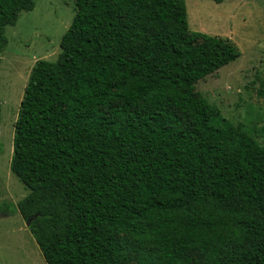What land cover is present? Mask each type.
<instances>
[{
  "label": "trees",
  "instance_id": "trees-1",
  "mask_svg": "<svg viewBox=\"0 0 264 264\" xmlns=\"http://www.w3.org/2000/svg\"><path fill=\"white\" fill-rule=\"evenodd\" d=\"M34 6L0 0V51ZM74 11L30 71L10 160L28 194L0 214L30 221L45 264H264V148L195 92L237 48L189 33L184 0Z\"/></svg>",
  "mask_w": 264,
  "mask_h": 264
},
{
  "label": "rangeland",
  "instance_id": "rangeland-1",
  "mask_svg": "<svg viewBox=\"0 0 264 264\" xmlns=\"http://www.w3.org/2000/svg\"><path fill=\"white\" fill-rule=\"evenodd\" d=\"M7 27L0 51V206H15L28 191L10 171L14 124L32 67L54 62L75 15L74 0H34ZM189 33L228 39L239 51L234 62L205 77L195 92L241 132L264 148V0H184ZM10 211V210H9ZM0 214V264H45L26 221L11 210ZM134 264V261H132Z\"/></svg>",
  "mask_w": 264,
  "mask_h": 264
},
{
  "label": "water",
  "instance_id": "water-1",
  "mask_svg": "<svg viewBox=\"0 0 264 264\" xmlns=\"http://www.w3.org/2000/svg\"><path fill=\"white\" fill-rule=\"evenodd\" d=\"M26 223H27V225H30V221H27Z\"/></svg>",
  "mask_w": 264,
  "mask_h": 264
}]
</instances>
